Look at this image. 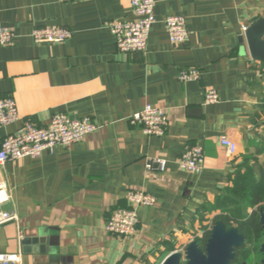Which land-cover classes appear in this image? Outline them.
<instances>
[{
	"label": "crops",
	"instance_id": "obj_1",
	"mask_svg": "<svg viewBox=\"0 0 264 264\" xmlns=\"http://www.w3.org/2000/svg\"><path fill=\"white\" fill-rule=\"evenodd\" d=\"M156 24L145 52L122 53L108 28L133 18L130 0H0V31L17 38L0 46V98L13 97L20 120L0 127V144L25 121L89 118L94 133L40 158L0 165V213L18 217L0 226V254L21 264H162L220 214L219 197L239 176L264 178V64L245 50L244 28L264 17V0H155ZM186 19L189 41L172 45L165 20ZM63 27L72 37L38 44L36 29ZM196 69L198 81L181 82ZM215 89L219 102L206 104ZM147 105L161 108L169 126L146 135L129 119ZM237 146L233 156L222 138ZM205 155L200 174L179 169L188 147ZM167 161L165 171L148 163ZM154 196L138 209L133 236L105 227L129 192ZM46 237L49 250L24 253L26 238Z\"/></svg>",
	"mask_w": 264,
	"mask_h": 264
},
{
	"label": "built area",
	"instance_id": "obj_2",
	"mask_svg": "<svg viewBox=\"0 0 264 264\" xmlns=\"http://www.w3.org/2000/svg\"><path fill=\"white\" fill-rule=\"evenodd\" d=\"M69 2L71 0H60ZM155 0H130L133 18L126 21H112L108 28L115 38L118 51L122 53L145 52L148 48L151 31L156 24ZM169 41L172 45H183L189 41L186 19L172 16L165 20ZM247 28H244V32ZM72 32L63 27H45L36 29L32 38L38 44H59L68 41ZM17 36L10 28L0 31V46H9ZM201 74L196 69L183 70L179 74L181 82L198 81ZM219 94L215 89L206 93V104L219 102ZM18 104L13 97L0 98V127L10 126L19 121ZM129 122L140 126L148 136L162 137L169 126L168 116L161 108L147 105L141 112L134 114ZM98 127L89 118L78 119L67 115L52 117L46 127H38L25 121L20 129L9 134L0 144V165L26 158H40L45 152L53 153L57 147H69L86 136L97 131ZM220 144L233 156L237 151L236 144L229 138H222ZM180 170L188 174H200L205 166L204 151L199 146L188 147L177 161ZM149 171L163 172L167 161L154 160L148 163ZM128 207L116 210L108 219L106 231L114 236H133L139 224L138 209L153 207L157 199L144 192H129ZM18 217L11 213H0V226L15 222ZM20 254H0V264H21Z\"/></svg>",
	"mask_w": 264,
	"mask_h": 264
},
{
	"label": "water",
	"instance_id": "obj_3",
	"mask_svg": "<svg viewBox=\"0 0 264 264\" xmlns=\"http://www.w3.org/2000/svg\"><path fill=\"white\" fill-rule=\"evenodd\" d=\"M241 42L245 43V50L251 58L264 64V17L251 23L246 29ZM261 223L264 230V213L261 212ZM244 243V236L237 228L227 229L222 223H216L202 251L197 241L191 242L185 253L187 264H231L235 258V249ZM51 245L46 237L26 238L22 241L24 253L47 252ZM264 254V244L261 248ZM183 255L173 252L165 258L162 264H182ZM246 264V263H243ZM264 264V259L262 260Z\"/></svg>",
	"mask_w": 264,
	"mask_h": 264
},
{
	"label": "trees",
	"instance_id": "obj_4",
	"mask_svg": "<svg viewBox=\"0 0 264 264\" xmlns=\"http://www.w3.org/2000/svg\"><path fill=\"white\" fill-rule=\"evenodd\" d=\"M228 194L219 197L214 205V210L220 211V214L213 220L214 224L222 222L228 229L237 228L249 242H253L254 237H262L261 212L264 213V178L257 183L250 174L241 175ZM250 210H252L251 213H249ZM210 234L211 231H208L204 237H209Z\"/></svg>",
	"mask_w": 264,
	"mask_h": 264
},
{
	"label": "rangeland",
	"instance_id": "obj_5",
	"mask_svg": "<svg viewBox=\"0 0 264 264\" xmlns=\"http://www.w3.org/2000/svg\"><path fill=\"white\" fill-rule=\"evenodd\" d=\"M251 212H252V210L249 211V213H251ZM214 225H215L214 222H208V224H206L205 226H201V229L199 230L200 231L199 235L197 237H193L191 242L197 241L199 246H200V248L203 250V248L205 247L204 244H206L205 240L209 239V237H204L205 233L208 232V231H211ZM191 242L189 240H187L183 245L182 244L180 245V247H179V249L177 251V252H180L183 255L182 264H187V261L185 260V253H186V249H187L188 245ZM263 244H264V230H263L262 237H254V241L253 242H249V240H246L244 248L247 249L249 252L253 253L252 256H251L252 257L251 261H250L251 264H258L259 261L262 259V256H261V254L259 252V249L262 248ZM260 246H261V248H260ZM240 260H242V259H239V262H240Z\"/></svg>",
	"mask_w": 264,
	"mask_h": 264
},
{
	"label": "flooded vegetation",
	"instance_id": "obj_6",
	"mask_svg": "<svg viewBox=\"0 0 264 264\" xmlns=\"http://www.w3.org/2000/svg\"><path fill=\"white\" fill-rule=\"evenodd\" d=\"M246 240H247L246 237H244L243 245L241 247L235 249V252H234L235 258L231 264H243V263L251 264L250 261H251V258H252L251 256L253 253L249 252L247 249L244 248ZM260 248H261V246H260ZM202 251H205V247L203 248ZM259 252L262 256V259L259 261L258 264H262V260L264 259V254L262 253L261 249H259ZM239 259H242V260H240V262H239Z\"/></svg>",
	"mask_w": 264,
	"mask_h": 264
}]
</instances>
